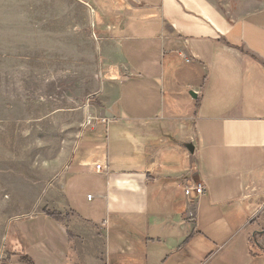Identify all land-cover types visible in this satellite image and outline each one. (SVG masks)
Masks as SVG:
<instances>
[{
    "label": "crops",
    "instance_id": "obj_1",
    "mask_svg": "<svg viewBox=\"0 0 264 264\" xmlns=\"http://www.w3.org/2000/svg\"><path fill=\"white\" fill-rule=\"evenodd\" d=\"M81 1L102 83L4 264H264V0Z\"/></svg>",
    "mask_w": 264,
    "mask_h": 264
},
{
    "label": "rangeland",
    "instance_id": "obj_2",
    "mask_svg": "<svg viewBox=\"0 0 264 264\" xmlns=\"http://www.w3.org/2000/svg\"><path fill=\"white\" fill-rule=\"evenodd\" d=\"M91 16L76 0H0V252L10 220L52 212L45 192L86 126L102 83Z\"/></svg>",
    "mask_w": 264,
    "mask_h": 264
},
{
    "label": "built area",
    "instance_id": "obj_3",
    "mask_svg": "<svg viewBox=\"0 0 264 264\" xmlns=\"http://www.w3.org/2000/svg\"><path fill=\"white\" fill-rule=\"evenodd\" d=\"M94 38L97 39L94 34ZM102 165L97 166V170H101ZM206 192L205 186L202 182H191L185 189L186 194V207L189 213V217L192 221H195L196 212H195V204L198 198L203 196ZM91 199V197L89 198Z\"/></svg>",
    "mask_w": 264,
    "mask_h": 264
},
{
    "label": "water",
    "instance_id": "obj_4",
    "mask_svg": "<svg viewBox=\"0 0 264 264\" xmlns=\"http://www.w3.org/2000/svg\"><path fill=\"white\" fill-rule=\"evenodd\" d=\"M76 1H79L80 3L84 4V5L89 9V11H90L91 14H92L91 18L93 19V12H92L91 7H90L88 4H86L85 2L81 1V0H76ZM96 95H97V94H94V95L90 96V97L87 99V102H89V101H90L92 98H94ZM191 96H192L193 98H196V95H195L194 93H191ZM87 121H88V117H87ZM55 180H57V177L54 179V181H55ZM30 216H32V214H30V215H25V216H21V217H16V218H14V219H12V220H10V221L8 222L7 229H6V233H5L4 240H3V243H2V247H1L0 260H1V256H2V254H3V250H4V247H5V241H6V239H7L8 231H9V228H10L11 223H12L13 221H15V220H19V219H23V218H28V217H30Z\"/></svg>",
    "mask_w": 264,
    "mask_h": 264
},
{
    "label": "trees",
    "instance_id": "obj_5",
    "mask_svg": "<svg viewBox=\"0 0 264 264\" xmlns=\"http://www.w3.org/2000/svg\"><path fill=\"white\" fill-rule=\"evenodd\" d=\"M49 215H50V214H49ZM51 216H53V217H55V218H56V216H57V215H55V214H52Z\"/></svg>",
    "mask_w": 264,
    "mask_h": 264
}]
</instances>
